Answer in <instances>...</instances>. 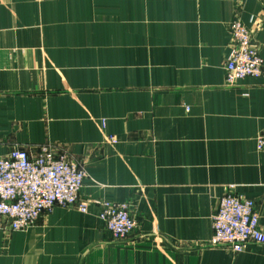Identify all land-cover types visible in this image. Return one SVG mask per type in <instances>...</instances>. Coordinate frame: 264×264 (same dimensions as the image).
<instances>
[{
    "label": "crops",
    "instance_id": "crops-1",
    "mask_svg": "<svg viewBox=\"0 0 264 264\" xmlns=\"http://www.w3.org/2000/svg\"><path fill=\"white\" fill-rule=\"evenodd\" d=\"M236 16L264 63V0H0V158L76 160L87 208L0 217V264H264V245H211L229 193L264 234V73L226 85ZM99 201L137 230L115 240Z\"/></svg>",
    "mask_w": 264,
    "mask_h": 264
},
{
    "label": "built area",
    "instance_id": "built-area-1",
    "mask_svg": "<svg viewBox=\"0 0 264 264\" xmlns=\"http://www.w3.org/2000/svg\"><path fill=\"white\" fill-rule=\"evenodd\" d=\"M232 48L225 61V82L228 87L247 78H260L264 63L253 44L251 29L239 16L229 24ZM257 150L264 152V131L256 138ZM86 172L75 160L56 156L50 148H42L36 156L14 150L0 158V217L7 228L24 232L54 208H87L80 201ZM105 230L115 240H125L139 227L127 204L96 202ZM211 245L226 246L242 252L249 245H264V234L253 200L231 193L224 196L212 219Z\"/></svg>",
    "mask_w": 264,
    "mask_h": 264
},
{
    "label": "rangeland",
    "instance_id": "rangeland-1",
    "mask_svg": "<svg viewBox=\"0 0 264 264\" xmlns=\"http://www.w3.org/2000/svg\"><path fill=\"white\" fill-rule=\"evenodd\" d=\"M53 151V150H52ZM54 152V151H53ZM55 153V152H54ZM56 154V153H55ZM56 156H59L56 154ZM60 156H65V155H60ZM66 158L72 160L71 158H69L68 156H66ZM76 161V160H75ZM77 162V161H76ZM81 167L84 169V167L81 165ZM85 170V169H84ZM86 172V171H85ZM86 179V178H85ZM220 247H226V246H220Z\"/></svg>",
    "mask_w": 264,
    "mask_h": 264
}]
</instances>
